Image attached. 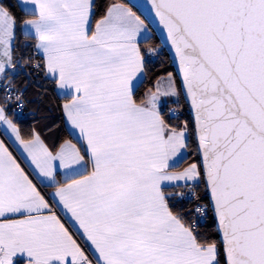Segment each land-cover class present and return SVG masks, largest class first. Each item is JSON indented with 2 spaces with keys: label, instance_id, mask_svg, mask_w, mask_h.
I'll list each match as a JSON object with an SVG mask.
<instances>
[{
  "label": "snow or ice",
  "instance_id": "snow-or-ice-1",
  "mask_svg": "<svg viewBox=\"0 0 264 264\" xmlns=\"http://www.w3.org/2000/svg\"><path fill=\"white\" fill-rule=\"evenodd\" d=\"M148 4L176 69L139 98L159 51L131 7L17 0L16 55L0 6V123L38 178L0 143V264H264V0ZM29 84L59 96L78 143L21 133L8 113Z\"/></svg>",
  "mask_w": 264,
  "mask_h": 264
},
{
  "label": "trees",
  "instance_id": "trees-1",
  "mask_svg": "<svg viewBox=\"0 0 264 264\" xmlns=\"http://www.w3.org/2000/svg\"><path fill=\"white\" fill-rule=\"evenodd\" d=\"M112 3H122L131 7L132 10L140 16L137 10L126 0H96V4L98 5L97 18H99V16L102 15L106 8ZM16 5L17 0H0V6L5 7L16 17L17 20L16 39L13 42L15 54L20 55V53L24 51V54L27 55V51L24 50L26 41L23 33L20 31V21L23 19V12L22 8L17 7ZM141 19L143 18L141 17ZM145 23L149 25L146 21ZM149 29L151 30L150 26ZM141 46L144 49L157 48L159 55L151 58L152 62L148 66L149 71L143 77L142 83H139L136 88L138 98L142 97L144 92L154 85V82L158 77L165 76L169 71H174L168 53L162 47L159 39L153 31L150 37L141 42ZM22 79V77L18 78L17 83L20 84L21 87H24L21 83ZM41 95L44 96V99L42 100L39 99ZM24 100L25 104L21 112H18L17 107L13 105L11 106L8 115L14 120V122L17 123L21 133L26 138L30 137L32 130L35 129L39 132L44 143L52 151H56L66 140L74 141L64 123V116L60 110L62 100L58 95H54L50 91L42 92L39 88L29 84L26 92L24 93ZM186 155L188 156V162H191L194 154L188 153ZM186 166L187 164L183 161L179 165L181 169ZM48 189L49 188L47 187L41 188L44 193H47ZM176 207L179 208L180 205L177 204ZM201 231H210V229L202 228Z\"/></svg>",
  "mask_w": 264,
  "mask_h": 264
},
{
  "label": "crops",
  "instance_id": "crops-1",
  "mask_svg": "<svg viewBox=\"0 0 264 264\" xmlns=\"http://www.w3.org/2000/svg\"><path fill=\"white\" fill-rule=\"evenodd\" d=\"M152 34V31L148 28V32L143 34V38L141 42L146 40L150 35ZM144 77V76H143ZM142 77V80H143ZM64 123L66 125V128L68 132L70 133L74 143H78V134L74 133V131L68 126L67 121L64 118ZM0 143H3L10 152L14 155V157L17 159V162L21 164V166L25 169L27 174L30 176V178H33L34 180H37V175L34 171V166L31 165V161L28 159L27 154L24 152L23 148L20 147V145L16 142L15 137L12 135L11 131L7 129V126L0 123ZM63 144V143H62ZM78 146L83 147V145L78 144ZM57 170L61 174L57 176L58 180H64L66 177L63 175V170L59 169V162L57 161ZM47 182L45 181L42 184H39V189L46 197L50 195V193L53 191L51 187L46 186ZM47 187L48 192L44 193L41 188Z\"/></svg>",
  "mask_w": 264,
  "mask_h": 264
},
{
  "label": "water",
  "instance_id": "water-1",
  "mask_svg": "<svg viewBox=\"0 0 264 264\" xmlns=\"http://www.w3.org/2000/svg\"><path fill=\"white\" fill-rule=\"evenodd\" d=\"M132 7H134L137 12L140 14V16L149 24L151 30L154 32V34L159 39L162 47L166 50L168 53L171 64L173 66V69L175 71L176 65L174 63V59L172 56V53L170 51V47L167 44L166 36L163 33V30L160 28L158 22L155 20L154 15L151 13L150 5L148 4V0H126Z\"/></svg>",
  "mask_w": 264,
  "mask_h": 264
},
{
  "label": "built area",
  "instance_id": "built-area-1",
  "mask_svg": "<svg viewBox=\"0 0 264 264\" xmlns=\"http://www.w3.org/2000/svg\"><path fill=\"white\" fill-rule=\"evenodd\" d=\"M17 110H18V112H21V110H22V109H20V108H17ZM165 110H166V108H165Z\"/></svg>",
  "mask_w": 264,
  "mask_h": 264
}]
</instances>
